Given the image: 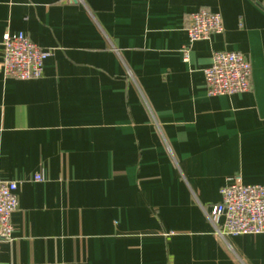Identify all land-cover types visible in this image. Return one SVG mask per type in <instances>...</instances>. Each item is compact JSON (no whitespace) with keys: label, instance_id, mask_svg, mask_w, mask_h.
<instances>
[{"label":"crops","instance_id":"1","mask_svg":"<svg viewBox=\"0 0 264 264\" xmlns=\"http://www.w3.org/2000/svg\"><path fill=\"white\" fill-rule=\"evenodd\" d=\"M201 10L224 32L185 61ZM17 33L52 55L39 79L0 70L19 198L0 264H264V235L222 237L206 214L230 179L264 185V0H0V67ZM215 52L248 58L251 91L208 95Z\"/></svg>","mask_w":264,"mask_h":264},{"label":"built area","instance_id":"2","mask_svg":"<svg viewBox=\"0 0 264 264\" xmlns=\"http://www.w3.org/2000/svg\"><path fill=\"white\" fill-rule=\"evenodd\" d=\"M188 44L183 47L185 61L190 48L199 41L224 32L219 13L201 10L187 16ZM3 60L0 70L5 78L22 81L43 76L50 50L34 44L25 33L8 34L3 41ZM210 97L232 96L252 90V65L248 58L236 52H215L211 65L204 71ZM35 181H42L37 175ZM18 183L0 178V243L9 241L13 234L12 215L17 211ZM221 201L206 213L216 224L217 233L224 236L264 235V185H246L240 176L229 180L220 190Z\"/></svg>","mask_w":264,"mask_h":264},{"label":"water","instance_id":"3","mask_svg":"<svg viewBox=\"0 0 264 264\" xmlns=\"http://www.w3.org/2000/svg\"><path fill=\"white\" fill-rule=\"evenodd\" d=\"M73 1H75V0H73ZM77 1V0H76Z\"/></svg>","mask_w":264,"mask_h":264}]
</instances>
